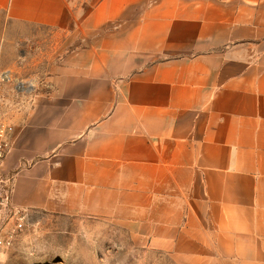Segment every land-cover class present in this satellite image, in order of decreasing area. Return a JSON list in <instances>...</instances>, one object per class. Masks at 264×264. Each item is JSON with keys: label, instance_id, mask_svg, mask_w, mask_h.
<instances>
[{"label": "crops", "instance_id": "obj_1", "mask_svg": "<svg viewBox=\"0 0 264 264\" xmlns=\"http://www.w3.org/2000/svg\"><path fill=\"white\" fill-rule=\"evenodd\" d=\"M45 29L74 42L2 164L14 202L264 264V0H0V57Z\"/></svg>", "mask_w": 264, "mask_h": 264}, {"label": "rangeland", "instance_id": "obj_2", "mask_svg": "<svg viewBox=\"0 0 264 264\" xmlns=\"http://www.w3.org/2000/svg\"><path fill=\"white\" fill-rule=\"evenodd\" d=\"M31 38L30 47L20 43L16 55L0 57V110L16 130L38 98L54 94L53 77L74 42L50 29ZM2 173L12 178L13 193L14 178ZM27 210L17 243L0 249V264H177L167 251L135 242L111 219Z\"/></svg>", "mask_w": 264, "mask_h": 264}, {"label": "built area", "instance_id": "obj_3", "mask_svg": "<svg viewBox=\"0 0 264 264\" xmlns=\"http://www.w3.org/2000/svg\"><path fill=\"white\" fill-rule=\"evenodd\" d=\"M16 134V127L0 110V249L17 243L25 227L28 210L13 200L12 178L4 176L1 167L9 154Z\"/></svg>", "mask_w": 264, "mask_h": 264}, {"label": "bare ground", "instance_id": "obj_4", "mask_svg": "<svg viewBox=\"0 0 264 264\" xmlns=\"http://www.w3.org/2000/svg\"><path fill=\"white\" fill-rule=\"evenodd\" d=\"M23 84H24V82H22V84H21V87H23ZM32 85H34V82H32V83H29V85H28V86H32Z\"/></svg>", "mask_w": 264, "mask_h": 264}]
</instances>
